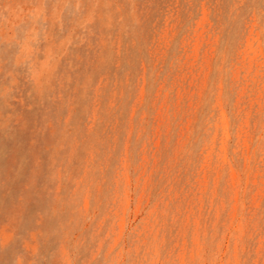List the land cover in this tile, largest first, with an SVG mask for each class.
<instances>
[{"label": "rangeland", "instance_id": "obj_1", "mask_svg": "<svg viewBox=\"0 0 264 264\" xmlns=\"http://www.w3.org/2000/svg\"><path fill=\"white\" fill-rule=\"evenodd\" d=\"M0 264H264V0H0Z\"/></svg>", "mask_w": 264, "mask_h": 264}, {"label": "snow or ice", "instance_id": "obj_2", "mask_svg": "<svg viewBox=\"0 0 264 264\" xmlns=\"http://www.w3.org/2000/svg\"><path fill=\"white\" fill-rule=\"evenodd\" d=\"M77 6H79V5H77Z\"/></svg>", "mask_w": 264, "mask_h": 264}]
</instances>
